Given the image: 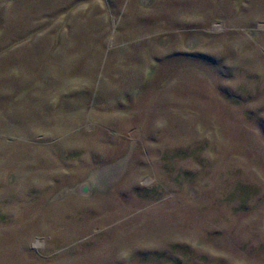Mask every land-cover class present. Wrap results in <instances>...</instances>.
<instances>
[{
	"label": "rangeland",
	"instance_id": "1",
	"mask_svg": "<svg viewBox=\"0 0 264 264\" xmlns=\"http://www.w3.org/2000/svg\"><path fill=\"white\" fill-rule=\"evenodd\" d=\"M0 264H264V0H0Z\"/></svg>",
	"mask_w": 264,
	"mask_h": 264
}]
</instances>
